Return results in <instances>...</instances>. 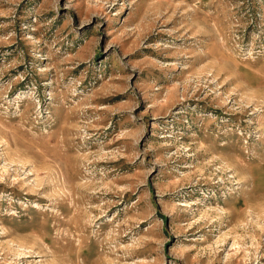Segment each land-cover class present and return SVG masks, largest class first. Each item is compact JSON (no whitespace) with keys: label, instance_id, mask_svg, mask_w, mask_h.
Instances as JSON below:
<instances>
[{"label":"rangeland","instance_id":"rangeland-1","mask_svg":"<svg viewBox=\"0 0 264 264\" xmlns=\"http://www.w3.org/2000/svg\"><path fill=\"white\" fill-rule=\"evenodd\" d=\"M0 264H264V0H0Z\"/></svg>","mask_w":264,"mask_h":264}]
</instances>
